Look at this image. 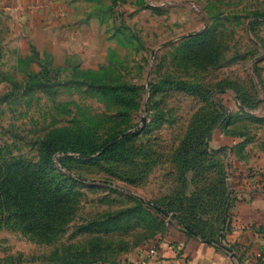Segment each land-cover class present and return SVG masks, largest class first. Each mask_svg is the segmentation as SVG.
<instances>
[{"label": "rangeland", "instance_id": "obj_1", "mask_svg": "<svg viewBox=\"0 0 264 264\" xmlns=\"http://www.w3.org/2000/svg\"><path fill=\"white\" fill-rule=\"evenodd\" d=\"M27 5L0 10V173L37 162L42 144L55 140L47 182L67 203L43 231L0 211V264H127L163 234L156 207L222 235L208 194L232 146L212 150L217 129L207 137L201 126L218 116L212 96L262 105L264 0ZM259 108L253 119L229 110L220 130L238 141V158L264 149ZM206 138L203 160L185 152V141ZM92 221L109 227L86 232Z\"/></svg>", "mask_w": 264, "mask_h": 264}, {"label": "crops", "instance_id": "obj_2", "mask_svg": "<svg viewBox=\"0 0 264 264\" xmlns=\"http://www.w3.org/2000/svg\"><path fill=\"white\" fill-rule=\"evenodd\" d=\"M35 1L38 0H0V10H27V4ZM232 96L224 102L231 111H239L240 102ZM259 110L264 113V101ZM233 139L217 130L215 143L217 147L233 146L238 142ZM236 147L227 150L232 188L230 227L223 229L222 235L207 239L186 233L172 219L166 232L137 249L127 264H264V149L258 146L253 152L249 149L241 159L236 156L239 154ZM153 249L155 253L151 252Z\"/></svg>", "mask_w": 264, "mask_h": 264}, {"label": "trees", "instance_id": "obj_3", "mask_svg": "<svg viewBox=\"0 0 264 264\" xmlns=\"http://www.w3.org/2000/svg\"><path fill=\"white\" fill-rule=\"evenodd\" d=\"M218 91L221 92L222 90ZM236 98L241 105L239 113L244 114L249 119L255 118L256 116H254L253 112L260 107L261 103L252 105L248 104L240 96ZM212 99V104L219 113L216 118L201 126L202 136L207 135L209 137L216 129L225 132L224 128L228 125L230 117L233 116L232 112L229 111V106L224 103L223 99L219 100L214 96H212ZM198 129L199 127L195 126L191 132L192 138L198 132ZM200 137L198 136V138ZM195 144L192 143V139L185 141L184 148L191 146L190 149H185V152L193 150L197 159L201 161L210 153L207 149L208 140L207 138L206 140H196ZM226 149V146H220L212 150L220 151ZM57 150L55 140H46L40 148L39 160L37 162L27 163L25 167L20 165L18 169L10 173L7 170H3L0 173V211H12L14 219H17V225L21 229L27 230L32 228L43 231L46 227H52L56 220L66 211L67 196L59 194L61 191L60 185L52 186L47 182L48 174L53 172V158ZM14 172L22 175L23 178L21 177L17 180L15 177H12V173ZM228 176L227 165L223 164L222 179L216 182V185L211 186L212 188L208 194V197L216 198L215 204H217L219 211L217 219L222 222V225H225L222 229L230 227V221H228L230 214L228 211L231 203V189L228 183ZM181 211L171 209L170 207H156L154 216L160 225V228L156 232L160 234L165 233L171 220L175 219L186 233L190 235L198 234L204 238L213 239L214 235L212 233L209 236L204 229L199 228L197 223H192L188 213ZM84 227L86 232L94 230L102 232L107 231L109 225L107 222L92 221Z\"/></svg>", "mask_w": 264, "mask_h": 264}, {"label": "built area", "instance_id": "obj_4", "mask_svg": "<svg viewBox=\"0 0 264 264\" xmlns=\"http://www.w3.org/2000/svg\"><path fill=\"white\" fill-rule=\"evenodd\" d=\"M228 175H229V174H228ZM229 179H230V178H229V176H228V181H229ZM231 194H232V188H231ZM168 224H169V222H168ZM155 251H156V250L153 249L151 252H152V253H155Z\"/></svg>", "mask_w": 264, "mask_h": 264}]
</instances>
